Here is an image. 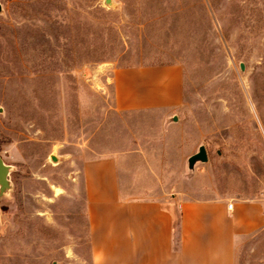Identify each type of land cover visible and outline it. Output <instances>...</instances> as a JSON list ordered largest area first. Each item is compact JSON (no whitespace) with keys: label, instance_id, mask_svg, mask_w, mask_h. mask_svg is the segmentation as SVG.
Instances as JSON below:
<instances>
[{"label":"rangeland","instance_id":"rangeland-1","mask_svg":"<svg viewBox=\"0 0 264 264\" xmlns=\"http://www.w3.org/2000/svg\"><path fill=\"white\" fill-rule=\"evenodd\" d=\"M0 5V264H94L83 169L96 158L116 156L149 195L264 203V0ZM174 64L172 116L116 110L115 70ZM236 264H264V227Z\"/></svg>","mask_w":264,"mask_h":264},{"label":"crops","instance_id":"crops-1","mask_svg":"<svg viewBox=\"0 0 264 264\" xmlns=\"http://www.w3.org/2000/svg\"><path fill=\"white\" fill-rule=\"evenodd\" d=\"M112 81L119 112L172 116L183 104L177 64L120 68ZM124 170L116 156L83 169L94 264H236L238 244L264 227L261 201L149 195Z\"/></svg>","mask_w":264,"mask_h":264},{"label":"water","instance_id":"water-1","mask_svg":"<svg viewBox=\"0 0 264 264\" xmlns=\"http://www.w3.org/2000/svg\"><path fill=\"white\" fill-rule=\"evenodd\" d=\"M107 4H110V0H107ZM2 12V7L0 5V13ZM176 121V118H175ZM208 153L205 146H201L199 149V152L188 160V169L192 172L195 169V166L199 163H207L208 162ZM52 160L56 162V158L53 156ZM6 173H7V167L5 166L3 160L0 157V180L4 181L6 183Z\"/></svg>","mask_w":264,"mask_h":264},{"label":"built area","instance_id":"built-area-1","mask_svg":"<svg viewBox=\"0 0 264 264\" xmlns=\"http://www.w3.org/2000/svg\"><path fill=\"white\" fill-rule=\"evenodd\" d=\"M229 208L231 209L232 208V205H230ZM263 215H264V213H263Z\"/></svg>","mask_w":264,"mask_h":264}]
</instances>
